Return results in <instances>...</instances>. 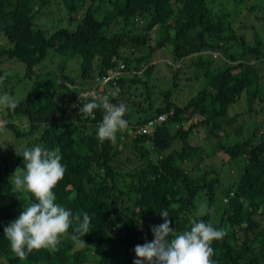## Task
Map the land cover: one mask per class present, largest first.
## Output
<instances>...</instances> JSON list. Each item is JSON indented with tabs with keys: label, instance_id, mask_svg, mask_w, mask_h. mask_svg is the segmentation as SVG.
I'll return each mask as SVG.
<instances>
[{
	"label": "trees",
	"instance_id": "obj_1",
	"mask_svg": "<svg viewBox=\"0 0 264 264\" xmlns=\"http://www.w3.org/2000/svg\"><path fill=\"white\" fill-rule=\"evenodd\" d=\"M10 60L33 85L0 129V264H132L164 210L178 233L226 232L213 264H264V0H0ZM92 96L127 106L114 144L97 138L102 108L79 114ZM36 144L66 169L55 203L91 231L74 241L73 222L57 251L20 259L3 229L35 202L11 176Z\"/></svg>",
	"mask_w": 264,
	"mask_h": 264
},
{
	"label": "clouds",
	"instance_id": "obj_2",
	"mask_svg": "<svg viewBox=\"0 0 264 264\" xmlns=\"http://www.w3.org/2000/svg\"><path fill=\"white\" fill-rule=\"evenodd\" d=\"M7 73L5 74V77ZM5 77H0L2 81ZM119 88L112 91L116 96ZM84 97H79L80 102ZM17 101L8 93L0 95V108L14 111ZM81 104V103H80ZM102 108L104 115L97 128V138L100 142L116 143V134L128 126L124 118L128 109L123 103L111 104L106 96H92L91 100L78 106L79 114L92 116L94 110ZM7 121L0 119V129H4ZM23 168H17L11 178L16 190L29 193L30 202L23 207L20 215L4 227V237L9 241L10 250L20 259H26L33 250L50 249L57 251L62 235L76 223L72 239L84 245L81 237L89 233L91 217L85 212L73 215L70 210L55 203L53 189L63 179L65 166L61 164L58 150H46L40 144L27 148L22 153ZM206 204L200 205L199 215L208 214ZM163 223L152 226L151 242L138 244L133 251L135 259L132 264H213L211 259L213 241L223 239L226 232L214 228L210 223L192 220L190 230L178 233L170 227L167 210L160 214ZM142 223V222H141Z\"/></svg>",
	"mask_w": 264,
	"mask_h": 264
},
{
	"label": "rangeland",
	"instance_id": "obj_3",
	"mask_svg": "<svg viewBox=\"0 0 264 264\" xmlns=\"http://www.w3.org/2000/svg\"><path fill=\"white\" fill-rule=\"evenodd\" d=\"M246 10V9H245ZM241 12V16L243 17L244 14H246V11ZM236 23H238V18L236 19ZM213 55V57H215ZM161 60H169V54L167 51H164L158 55L157 61ZM216 59H214V63ZM155 61V62H157ZM214 65V64H213ZM24 66L21 62L16 60H10V61H4L0 63V77H5V74L7 73V76L0 81V95L4 93H8L11 96H13L17 101L23 99V97L26 95V93L31 89L33 85V80H30L28 78H24ZM101 89V88H100ZM91 94H94V92H91ZM180 99H185V97H180ZM5 111L6 109L0 108V119H3L5 117ZM259 117L258 119H260ZM2 140H0L1 144ZM220 154L216 155L211 160H207L205 165L208 167H220ZM224 171H226L227 175L232 174L231 168H226Z\"/></svg>",
	"mask_w": 264,
	"mask_h": 264
},
{
	"label": "built area",
	"instance_id": "obj_4",
	"mask_svg": "<svg viewBox=\"0 0 264 264\" xmlns=\"http://www.w3.org/2000/svg\"><path fill=\"white\" fill-rule=\"evenodd\" d=\"M145 128H148V127H145Z\"/></svg>",
	"mask_w": 264,
	"mask_h": 264
}]
</instances>
